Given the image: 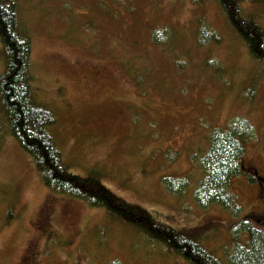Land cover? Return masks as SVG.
<instances>
[{"label": "rangeland", "instance_id": "374dc122", "mask_svg": "<svg viewBox=\"0 0 264 264\" xmlns=\"http://www.w3.org/2000/svg\"><path fill=\"white\" fill-rule=\"evenodd\" d=\"M15 1L33 45L32 89L56 116L48 132L68 171L95 175L230 264L237 219L195 203L199 160L215 131L236 133L246 174L230 190L240 217L260 218L264 232V65L218 1ZM241 9L264 30V0ZM0 264L190 263L105 209L46 188L0 107Z\"/></svg>", "mask_w": 264, "mask_h": 264}, {"label": "trees", "instance_id": "16d2710c", "mask_svg": "<svg viewBox=\"0 0 264 264\" xmlns=\"http://www.w3.org/2000/svg\"><path fill=\"white\" fill-rule=\"evenodd\" d=\"M217 1L252 57L264 65V30L256 21L243 19V0ZM153 40L159 45L162 43L159 36L153 35ZM0 42L6 60L5 73L0 76V107L9 122L12 136L33 158L46 188L81 200L91 208L105 209L111 217L150 236L190 264H224L191 237L157 224L143 208L128 205L114 196L95 175L84 178L68 171L48 132V128L55 124L56 116L37 103L32 89L33 45L30 35L19 22L15 0H0ZM242 153L243 146L232 129L215 131L209 148L199 160L202 177L195 189L194 200L200 208L217 206L237 219L230 264H264V232L258 224L260 218L240 217L242 208L230 190L233 177L246 174L240 160ZM171 185L173 183L168 182L169 190L175 192Z\"/></svg>", "mask_w": 264, "mask_h": 264}]
</instances>
